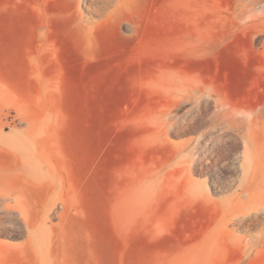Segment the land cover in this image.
I'll return each mask as SVG.
<instances>
[{
	"label": "rangeland",
	"instance_id": "374dc122",
	"mask_svg": "<svg viewBox=\"0 0 264 264\" xmlns=\"http://www.w3.org/2000/svg\"><path fill=\"white\" fill-rule=\"evenodd\" d=\"M241 8L0 0V129L35 137L0 140V169L46 256L0 203V264H264L262 209L238 220L226 202L243 147L213 124V97L264 103V0Z\"/></svg>",
	"mask_w": 264,
	"mask_h": 264
},
{
	"label": "bare ground",
	"instance_id": "6f19581e",
	"mask_svg": "<svg viewBox=\"0 0 264 264\" xmlns=\"http://www.w3.org/2000/svg\"><path fill=\"white\" fill-rule=\"evenodd\" d=\"M245 1L246 0H237L240 9L244 6ZM261 21L264 24V19ZM245 24L246 22L244 25ZM246 26L241 25L243 28ZM262 48L264 50V41ZM244 64L239 63V65L236 66L237 68L232 71V75L237 81L234 83H237L239 89L242 91L246 90L245 88H249L247 86V76L252 71L246 68L247 66L245 67ZM209 96L211 97L212 94L209 93ZM213 100L215 103L214 126L220 130L233 134L237 142L239 141L243 147L242 151L238 152L233 150L234 152L227 157L229 168L241 169L240 174H238V172L235 173L238 177L231 176L227 182L228 186L234 187L232 193L234 197L226 200L229 211L233 213L238 220H241L250 208L256 206H258L257 208H261L264 213V103L247 109H240L232 106L221 96L213 97ZM7 138L15 140L21 146H28L35 137L23 138L16 135L8 136L0 129V140ZM192 158L194 159V157ZM25 161L26 163H30L28 159ZM49 167L50 165L48 164L47 171L51 170V167ZM11 176V173L7 174L0 169V203L4 209L18 207L21 213L26 216V225L30 229L29 232L34 233L33 237L31 235V241L34 245L39 247L42 263L46 258L44 250L41 249L45 246L44 236L41 234L40 230L42 225H34V222L31 221L27 209L24 208L25 206L18 200L19 185L10 182ZM255 200H259V204L256 201V205L251 206ZM11 201H14L16 205L14 204V206H12Z\"/></svg>",
	"mask_w": 264,
	"mask_h": 264
}]
</instances>
